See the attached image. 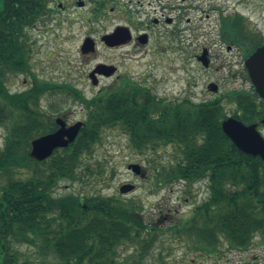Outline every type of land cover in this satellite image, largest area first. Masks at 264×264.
Wrapping results in <instances>:
<instances>
[{"label":"trees","instance_id":"16d2710c","mask_svg":"<svg viewBox=\"0 0 264 264\" xmlns=\"http://www.w3.org/2000/svg\"><path fill=\"white\" fill-rule=\"evenodd\" d=\"M47 2L0 0L1 264H29L19 249L23 245L35 249L39 264H148L149 246L163 232L146 223L134 202L98 194L54 195L60 182L81 180L83 156L116 124L140 154L174 148L163 169L150 159L157 183L207 184L208 197L167 232L188 244L194 240L191 248L206 257L244 250L255 236L264 245V162L239 151L221 129L227 117L222 100L234 107L231 117L244 124L261 121L264 103L254 90L197 103L184 99L180 105L162 104L147 91H105L91 99L61 91L86 108L84 125L73 143L48 159L30 158V142L57 128L51 116L34 109L46 91L10 93L5 81L20 67V32ZM243 23L238 15L224 19L223 39L239 44ZM133 246L131 256L120 258V248Z\"/></svg>","mask_w":264,"mask_h":264},{"label":"rangeland","instance_id":"374dc122","mask_svg":"<svg viewBox=\"0 0 264 264\" xmlns=\"http://www.w3.org/2000/svg\"><path fill=\"white\" fill-rule=\"evenodd\" d=\"M87 11L83 9L80 14ZM66 13L72 19L80 17L74 14V10H68ZM179 15L182 19L177 41L160 45L155 42L145 49L147 53H137L130 58L128 56L124 61L120 59L124 58L123 50L112 52L103 47H99L93 56L80 57L79 36L76 34L81 24L77 18L69 22V32L73 33V36L70 35V40L63 45L53 42L57 40L53 35L36 36L38 43L33 47V57L40 59L41 64L34 68L35 73L40 78L43 77L42 79L48 78L55 82L54 84L61 81L78 85L82 90L78 92L86 98L93 96L96 91L89 89L91 86L86 78H82V70H88L95 63L110 59L119 65L121 72L130 73L136 81L153 89L150 93L156 98L190 99L197 103L216 99L235 90L250 91L251 83L248 78H233L230 75L227 77L221 70L203 69L194 57L200 56L202 49L207 48L214 66H224L230 71H239L237 68L241 70L240 50L234 48L232 52L228 51L233 42L223 39L220 27L224 19L238 15L244 22L251 23L264 34V0H184ZM107 18L108 21L104 24L107 31L122 22L111 15ZM62 31L66 34V30ZM45 52L49 56L48 59H43ZM21 82L22 76L9 74L5 85L10 93H15L19 92L16 90ZM109 82V79L104 80L103 84ZM210 82L218 85L216 94L206 88ZM53 87V91H56V86ZM60 92L43 93L34 109L41 114L50 115L54 108L58 114L67 112L71 123L82 121L83 106L75 100L62 97ZM222 102L226 116L230 117L234 107L226 100ZM53 115L54 121L56 114ZM258 129L264 137V127ZM3 137L4 130L0 128V149ZM173 150L174 148L164 147L157 153L147 151L145 155H141L133 150L127 136L119 127L107 129L102 132L101 139L93 147L91 154L83 156L79 170L81 180L60 182L54 195L98 194L134 202L140 207L139 213L146 223L158 227L163 232L157 234L149 246V252L146 254L148 264H264V245L259 236H255L251 245L244 250L225 249L219 257H206L202 252L191 248L194 240L188 244L167 232L174 223L186 220L194 208L208 197L205 181L191 185L178 181L169 186H164L162 180L160 183L156 182V168L150 159L163 169V164L172 159ZM129 165H141V171L145 172L146 177L130 172ZM127 183L136 188L129 194L121 195L119 188ZM19 249L25 253L29 264H39V255L35 249L24 245ZM134 250L135 246L120 248V258L123 255L131 256Z\"/></svg>","mask_w":264,"mask_h":264},{"label":"flooded vegetation","instance_id":"af4514ba","mask_svg":"<svg viewBox=\"0 0 264 264\" xmlns=\"http://www.w3.org/2000/svg\"><path fill=\"white\" fill-rule=\"evenodd\" d=\"M122 1L48 0L34 22L20 32V46L18 49L20 53V67L17 69L16 75L22 76V82L16 91H53V86H56V91H82L78 85H70L67 82L61 81L54 84L55 82L50 81L48 78H40L35 73L36 70L34 68L41 64V60L33 57V47L38 43L35 39L36 36L53 35L57 39L53 42L63 45L73 36V33L69 32V22L77 18H79V23L81 24L76 34V36H79L78 52L81 55L80 57L93 56L99 47H103L107 51L112 52L123 50L122 55L124 58L120 59L124 61L128 56L130 58L137 53H147L145 49L155 42L160 45L174 43L179 39L181 32L179 28L182 19L179 11L182 9V1L184 0ZM83 9H87L88 11L80 14ZM68 10H74V14L80 17L72 19L70 17L71 14L69 12L70 15L66 13ZM110 15L115 19H120L122 22L114 25L112 29L107 31L104 28V24L107 23V16ZM223 27V25L220 27L222 32L224 30L222 29ZM238 27L240 35L239 44L231 43L232 45L228 47V51L231 50L230 52H232L234 48L240 50L241 70L237 68L239 71H230V69L227 70L224 66L221 68L214 66V61L207 48H203L201 52V54L205 52L207 65L205 66L199 59L200 56L196 55L194 58L197 64L206 70H221L227 74V77L230 75L233 78H249L245 67V60L257 48L264 46V34L251 23L244 22ZM62 30H66V34ZM45 58H49L47 52L43 56V59ZM82 71H84L82 78H86V81L91 86L89 89L96 91L90 98L100 97L105 91H129V93L131 91H153L147 85L136 81L130 73L121 72L119 65L114 63L113 59L97 62L89 67L88 70ZM108 79L110 82L103 84V81ZM210 83L207 84V87ZM153 97L162 104L180 105L181 101H183L182 99L172 100L166 97L156 98L154 95ZM86 112L87 110L83 107L82 121L85 120ZM50 116H53V114L45 115V117ZM69 116L67 112H62L56 115L55 118H63L68 126L75 123L69 122ZM119 125L116 124V127H119ZM259 126L263 128L264 123L260 121Z\"/></svg>","mask_w":264,"mask_h":264},{"label":"water","instance_id":"95a60500","mask_svg":"<svg viewBox=\"0 0 264 264\" xmlns=\"http://www.w3.org/2000/svg\"><path fill=\"white\" fill-rule=\"evenodd\" d=\"M199 59L205 66L207 65L205 52L202 53ZM245 67L256 94L264 101V46L257 48L246 59ZM208 89L216 93L217 85L211 83ZM55 122L58 125L56 131L31 141L29 155L35 161L40 162L46 160L52 155L54 150L66 148L75 140L82 126V122H77L67 127L61 118H57ZM262 122L264 123V119ZM221 128L223 133L239 151L252 157H259L264 162V138L257 130V124L245 125L241 121L229 117L222 121ZM128 169L136 175H140L141 173V167L139 165H130ZM132 189L133 185H123L119 188V191L124 194Z\"/></svg>","mask_w":264,"mask_h":264}]
</instances>
